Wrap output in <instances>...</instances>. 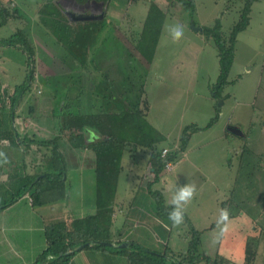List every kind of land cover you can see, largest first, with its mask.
<instances>
[{"label": "rangeland", "instance_id": "obj_1", "mask_svg": "<svg viewBox=\"0 0 264 264\" xmlns=\"http://www.w3.org/2000/svg\"><path fill=\"white\" fill-rule=\"evenodd\" d=\"M3 1L13 11L19 8L16 6L18 2L28 13V20L23 15L17 19H20L19 29L26 27L31 31L32 35L27 37L32 45L43 42V36L37 34L36 24H40L41 11L48 3H56L61 16L67 18V12L104 14L102 21H90L104 22L103 33L91 52L90 57L96 58L89 62L92 73L80 77V80L77 76H74L76 80L71 79L75 67L82 73L86 69L80 64L73 65L66 52V60L62 59L61 48H64L57 40L54 45H46L49 31L44 27L46 31H43L41 27L47 34L44 33V45L41 43L44 52L41 50L38 55L36 50L35 84L27 94L30 99L26 106L23 100L20 108V111L28 110V114L34 112L32 117L38 122L37 141L58 140V149L67 161L66 185L74 210L77 211L80 204L97 205L102 180L98 169L105 161L97 157L94 144L110 141L117 163L111 166L113 179L109 181L108 190L113 188L111 183L116 178L114 192L116 194L119 190L122 194L120 204L127 209L138 203L142 212L133 209L130 217L145 220L144 215L147 216L145 222L152 229L145 227L146 223L136 229L138 225L134 221L131 234L139 233L138 239L154 250L164 251L170 247L173 255L168 259L169 264L179 263V257L188 249L191 237L186 219L179 226H173L167 218H160L162 226L149 222L158 218L149 186L155 179L153 151L143 140L136 139L139 134L136 129H127L126 123L120 121L126 110L140 99L138 105L141 108L149 107L145 119L154 129L156 140H160L155 146L162 154L180 148L187 126L199 128L190 136L186 150L179 153L175 162L167 165L160 175L161 180L151 186V190L160 191L166 201H170L174 186L195 184L197 192L185 206V214L192 225L203 232L200 253L222 264H264V0L254 1L249 13L250 23L238 34L234 62L220 97L222 103L213 94L220 76L218 48L212 38L205 36L203 31H196L195 27H214L220 22L229 44L248 0H195L193 16L186 8L185 0H174L173 3L168 0ZM152 6L159 8L166 19L155 57L150 63L136 47ZM69 22L74 23L70 19ZM175 22L184 26V36L176 43L166 28ZM49 39L53 41L52 37ZM12 56L25 58L21 51ZM42 56L51 65L46 62L42 65L38 60ZM21 70L25 72L23 67ZM100 71L107 72L110 82L118 81L117 85L111 86L108 100L92 95L95 81L102 78ZM56 74L61 76L60 81L53 79ZM142 87L144 96L139 92ZM9 94L8 90L2 93L3 97ZM86 97L88 99H84ZM138 105L133 109V116L137 115ZM218 107V120L208 126L217 115ZM60 109L87 120L73 121L75 118H71L68 120L70 124L62 128L64 118ZM230 126L240 129L243 135L229 131ZM33 148L30 160L36 158L34 164L23 167L30 175L48 169L54 154L51 146ZM0 180L1 184L5 183L4 189H11L13 179ZM4 189L0 192V203L5 199L2 198ZM223 203L230 210V227L221 236L217 226H211L215 224ZM56 204L52 207L66 206V199ZM113 209L115 207L110 208ZM62 222L66 224V221Z\"/></svg>", "mask_w": 264, "mask_h": 264}, {"label": "trees", "instance_id": "obj_2", "mask_svg": "<svg viewBox=\"0 0 264 264\" xmlns=\"http://www.w3.org/2000/svg\"><path fill=\"white\" fill-rule=\"evenodd\" d=\"M173 3L174 0H168ZM183 1V0H179ZM186 8L191 12L192 16L195 13V0H185ZM256 0H248L246 8L243 13V18L241 22L235 26L233 29V34L228 44L223 32L221 23L218 22L214 27H205L202 29V33L208 38H212L215 45L218 48V57L220 64V76L218 78L217 84L215 85L213 94L219 99L222 98V91L226 83L228 82V76L232 68L234 57H235V44L238 34L244 30L250 23V9ZM6 5H3V0H0V27L4 25L9 18L13 16H20L21 12L19 8L14 9L13 14ZM41 22L48 31L51 32L55 40L65 49V52L72 58V64L78 65L85 68V72L77 71L78 67H75L71 79L74 76L80 80V77L84 78L87 73L91 72L90 60L93 58L91 56L92 49L99 43L101 34L103 33L104 22H79L70 23L66 16H61L58 6L55 3L46 4L41 11ZM166 16L165 14L156 6L150 8L149 14L145 22V29L141 34V38L137 44L136 49L146 58L148 62H152L156 48L158 46L161 33L163 30L164 22ZM96 33V34H93ZM0 45L5 47H15L17 50H21L25 56L24 62L27 66V82L20 86L19 89L13 94L14 100L13 105L16 104L19 97L24 93V91L31 90L35 84V48L29 43L28 37L21 30L15 32L11 37L7 39H0ZM96 58L94 57L93 60ZM92 61V60H91ZM90 68H89V67ZM99 72V70H98ZM101 72V79L99 82L94 84L92 91H95L92 95L105 98H110L112 93V85H117L118 81L110 82L107 76V72ZM81 75V76H80ZM75 78V80L77 79ZM109 79V80H108ZM86 80V78H85ZM80 83V82H79ZM96 88V90H95ZM88 89V88H87ZM96 91L98 93H96ZM111 92V93H110ZM140 94L144 96V88L139 90ZM114 94V93H113ZM17 95V97H16ZM140 97V96H139ZM221 97V98H220ZM108 100V99H106ZM145 101V100H144ZM140 99H138L137 104H140ZM126 110V115L121 118V123H126L127 129H136L139 133L136 139L140 141L143 140L149 148L153 151V172L155 174V179L150 186V193L155 201L157 216L160 218L168 219V211L170 207L166 208V198L160 191L151 190V186L158 183L161 180V173L166 169L167 165L175 162L179 153L186 150L189 144L190 136L199 128L194 125L187 126L183 131L182 143L180 148L176 152H170L168 154H162L161 151L155 146L160 140H156L155 131L148 121H146L145 116L147 115V110L149 107L141 108L137 106L136 116L134 115V108ZM146 108V109H145ZM220 113V108H217V115L210 121L208 126H211L215 121L218 120ZM82 114V113H81ZM61 115V114H60ZM64 120L62 121L63 126L70 124L69 119L75 118L73 121L78 120L74 113H66V118L62 116ZM85 118V117H84ZM90 118V117H88ZM95 118V117H94ZM71 119V120H72ZM80 121H86L87 119H79ZM70 121V120H69ZM64 123V124H63ZM194 126V127H193ZM191 130V131H190ZM191 133V134H190ZM38 145L51 146L53 147V158H51L46 169L43 173L30 175V174H20L17 178H14L13 185L11 189H7L3 192L2 198H5L2 203H0V212L11 205L15 204L21 198L26 195L30 196L31 202L34 206H43L48 204H54L65 199L67 194V161L65 155L60 153L58 149V140H39ZM97 157L100 161H105L104 164H100L98 173L102 180H100L98 192H97V208L98 212L94 216H88L85 219L77 220L75 222L74 228H69L64 222H58L48 225L46 228V237L48 240V247L39 255L36 264H70L73 256L79 252L81 249L88 248L90 244H95L98 248L110 247L108 246L111 238V226H112V215L111 211L112 204L115 199L114 188L115 182L111 183L113 188L108 190L109 181L113 179L111 166L117 163V157L112 154V144L110 141H102L100 144H94ZM23 169V168H22ZM4 184L0 183V190L4 188ZM100 189V190H99ZM105 190V191H103ZM2 200V199H1ZM0 200V202H1ZM223 208H225V203H223ZM185 222L189 227V234L191 240H189L188 249L185 254L179 257L180 262L177 264H199L204 262L205 264H222L221 261L213 259L205 253H200V245L202 243L203 232L196 229L190 219L185 214ZM216 223L211 227H215ZM122 247H111L116 250V252L128 256L131 264H169L168 259L172 254L170 247L164 251H157L152 248H146L141 244L130 241L128 243H122ZM121 244V245H122ZM173 255V254H172Z\"/></svg>", "mask_w": 264, "mask_h": 264}, {"label": "crops", "instance_id": "obj_3", "mask_svg": "<svg viewBox=\"0 0 264 264\" xmlns=\"http://www.w3.org/2000/svg\"><path fill=\"white\" fill-rule=\"evenodd\" d=\"M4 3L5 2L3 1V5ZM16 6H19L20 8V16L23 15L24 19L28 20L30 18L28 13L21 8L18 2H16ZM10 11L13 10L10 9ZM20 16L18 15L9 18L7 22L0 27V39H7L18 30L23 31L26 36L29 34L32 35L31 31L29 29L27 30L26 27H20L19 29L20 19H17V17ZM8 25H10V28L5 29ZM36 26L38 29L37 34H39V36L41 34L44 38L47 35L46 32H44L46 35L43 33V31H46V28L42 24H36ZM41 27H44L45 29L43 28L44 30L42 31ZM7 29H10L9 32L11 33H7ZM48 36L52 37L53 41L50 40ZM43 38V42L41 41L42 44L46 41L48 42L45 43L46 45H54L55 38L50 31L48 32L47 40L44 41ZM41 43L38 42L35 45H32L30 42L35 50H38L37 53L41 52L43 49L44 44L42 45ZM18 51L20 52L21 50H17L15 47L9 48L0 45V152H3L7 158L6 162H3L4 157H0V179L3 181H10L17 178L22 172L26 174L23 167H28L31 164H34L36 158L30 160V155L34 152L33 147H38L36 136L38 134V122L32 117V115H34L32 108L30 114H28V110L20 111L22 101L24 100L23 102L26 106L30 99L27 95L30 89L24 91L22 99H19L21 101H19V103L17 101L16 104L13 105V94L28 80L27 66L24 59L12 56L14 52ZM42 52L44 51L42 50ZM64 53V49L61 48V55L60 53L58 54L62 59L66 60ZM38 55H40V53ZM38 60L43 65L46 62L45 60L48 59L42 56V58L39 57ZM45 64L47 65L48 63L46 62ZM22 67L25 69V72H22ZM60 78L61 76L59 74H56V76L53 77L55 81H60ZM88 79L89 78L86 80ZM7 90L10 92L9 96L3 97L2 93H6ZM26 97L28 98L26 99ZM87 97L84 99H88ZM60 110L61 116L64 115L66 118V111L64 110L63 112L62 109ZM29 124L30 126H28ZM23 134H25V136ZM3 184L5 185V183ZM7 188L8 187L1 189L6 191ZM0 192L2 193V190H0ZM119 197H122V194H120L118 190L112 204V207H115V209H113L111 238L108 245L110 247L98 248L95 244H90L88 248L81 249L77 252L71 259L70 264H131L128 256L116 252L114 248L122 247V243H128L130 241L137 242L146 248H151L145 246L143 240L138 239L137 236L140 235L139 233L131 234L132 223L134 221H136V224L138 225L136 229H138L141 224L145 225V223V227L151 229V226L145 222L148 217L144 215L145 220L132 219L130 217L131 210L136 208L141 210V206L137 203L133 205L132 208H127L129 209L128 211L125 206L120 204ZM65 199L66 206L61 205L62 207L58 206L55 208L52 207L54 204H48L43 205V208H40L39 206H34L31 202L30 196L26 195L15 204L2 210L0 212V264H36L39 255L48 247V240L46 237V228L48 225L66 221L67 226L72 229L75 227V222L77 220L85 219L88 216H94L98 212L97 205L91 206L86 204H80L77 211H75L70 205V193L68 190ZM140 203L142 204V202ZM55 205L57 204L55 203ZM49 207H52L51 210H49ZM140 212H142V210ZM140 217L144 219L142 216ZM149 220L150 219H148V221ZM71 222H73V224H71ZM149 222L159 226H162L163 223L161 222L160 217Z\"/></svg>", "mask_w": 264, "mask_h": 264}, {"label": "clouds", "instance_id": "obj_4", "mask_svg": "<svg viewBox=\"0 0 264 264\" xmlns=\"http://www.w3.org/2000/svg\"><path fill=\"white\" fill-rule=\"evenodd\" d=\"M169 35L174 43L179 42L184 36V26L175 22L166 26ZM0 157H4L6 162V156L3 152H0ZM197 189L195 184H183L176 185L172 190V196L170 201H166V208L170 207L168 211V219L172 221L173 226H179L185 219V206L189 204L196 195ZM230 210L228 208H222L219 211V215L215 221L217 228L219 229V235H224L229 231Z\"/></svg>", "mask_w": 264, "mask_h": 264}, {"label": "water", "instance_id": "obj_5", "mask_svg": "<svg viewBox=\"0 0 264 264\" xmlns=\"http://www.w3.org/2000/svg\"><path fill=\"white\" fill-rule=\"evenodd\" d=\"M66 15L68 16V18L70 19L71 22H90V21H102L103 18H104V14H102L101 16H96V15H93V14H87V13H84V14H75V13H71V12H67ZM195 30L196 31H200L202 32V29L201 28H196L195 27ZM220 103H222L220 101ZM229 130L231 132H233L234 134H239V135H243L241 130L234 127V126H230L229 127Z\"/></svg>", "mask_w": 264, "mask_h": 264}]
</instances>
